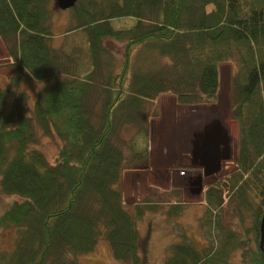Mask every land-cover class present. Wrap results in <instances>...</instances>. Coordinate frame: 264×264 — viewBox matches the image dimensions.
<instances>
[{"label":"trees","instance_id":"1","mask_svg":"<svg viewBox=\"0 0 264 264\" xmlns=\"http://www.w3.org/2000/svg\"><path fill=\"white\" fill-rule=\"evenodd\" d=\"M54 8L55 0H0V38L15 71L7 86L0 84V187L21 198L0 215V231L19 234L0 251V264H81L79 256L101 238L117 261L140 264L138 221L158 207L145 197L134 212L126 209L119 185L127 157L114 136L122 124L136 125L140 141L131 161L147 160V102L164 94L182 105L214 101L227 61L238 64L232 80L238 169L206 188L200 220L219 239L200 247L182 234L164 264H233L238 250L264 264V0H78L68 33L86 36L90 65L82 71L78 61L85 58L54 44ZM125 18L133 20L130 27L114 22ZM107 39L126 41L119 72L110 69ZM138 49L149 63L134 61ZM29 80L48 84L31 116L23 87ZM38 130L63 144L53 163L35 148ZM228 202L239 228L225 223ZM183 208L177 204L168 215Z\"/></svg>","mask_w":264,"mask_h":264},{"label":"rangeland","instance_id":"2","mask_svg":"<svg viewBox=\"0 0 264 264\" xmlns=\"http://www.w3.org/2000/svg\"><path fill=\"white\" fill-rule=\"evenodd\" d=\"M72 12L71 8L61 9L58 0H55L52 20L54 44L66 54L74 53L85 58L78 61V68L82 71L90 65L87 60L88 47L82 30L68 33L69 29L75 27ZM114 22L127 27L133 24L130 18ZM105 46L110 69L119 72L124 62L126 41L107 39ZM134 52L135 62L138 60V64L149 63V59H146L149 57L147 52L140 49ZM160 61L163 62L161 59ZM237 70L236 62L220 64V90L212 102L196 106L182 105L173 94H164L147 102L142 121L149 129L150 154L145 161H131L135 151L132 146H138L140 141L137 126L122 124L117 129L114 140L118 144L121 141L127 157V168L119 185L124 193L126 209L134 212L135 204L145 197L157 203L158 207L157 212H147L138 221L142 259L140 264H164L170 245L181 241L182 234H186L200 247L217 243L218 230L214 227L203 228L200 220L207 208L204 196L206 188L224 180L238 169V122L232 116V80ZM14 73L6 45L0 38V84L7 86ZM46 86V82L31 80L23 85L29 93L26 104L29 116L33 113L40 91ZM38 132L41 134V142L35 148L53 163L63 144L55 135L46 137L41 130ZM19 200L21 198L17 195L4 194L0 187V215ZM177 204L184 207L182 214L177 217L169 216V210ZM224 214L227 225L240 227L229 202L224 207ZM247 224H250L249 215ZM18 235L15 228L1 230L0 251L11 249ZM79 262L126 264L114 258L104 238L100 239L93 252L79 256ZM232 263L252 264L248 256L243 257L241 250L233 254Z\"/></svg>","mask_w":264,"mask_h":264},{"label":"water","instance_id":"3","mask_svg":"<svg viewBox=\"0 0 264 264\" xmlns=\"http://www.w3.org/2000/svg\"><path fill=\"white\" fill-rule=\"evenodd\" d=\"M77 2L78 0H58V6L61 9H70L73 8ZM260 248L264 251V216L261 222Z\"/></svg>","mask_w":264,"mask_h":264}]
</instances>
